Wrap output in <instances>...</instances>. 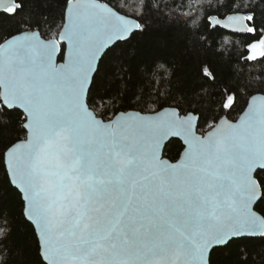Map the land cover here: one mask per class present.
I'll use <instances>...</instances> for the list:
<instances>
[{
    "label": "water",
    "instance_id": "water-1",
    "mask_svg": "<svg viewBox=\"0 0 264 264\" xmlns=\"http://www.w3.org/2000/svg\"><path fill=\"white\" fill-rule=\"evenodd\" d=\"M17 7L0 0V12ZM63 20L56 38L26 29L0 44V99L26 131L4 165L44 263L210 264L214 248L263 237L264 94L203 134L197 114L175 107L104 120L87 104L90 85L140 22L100 0H68ZM209 22L250 32L241 12ZM173 139L183 146L175 161L163 155Z\"/></svg>",
    "mask_w": 264,
    "mask_h": 264
},
{
    "label": "trees",
    "instance_id": "trees-1",
    "mask_svg": "<svg viewBox=\"0 0 264 264\" xmlns=\"http://www.w3.org/2000/svg\"><path fill=\"white\" fill-rule=\"evenodd\" d=\"M100 1L140 22L130 38L105 52L93 77L87 104L102 119L175 107L180 114H197V132L203 134L224 115L236 120L250 96L264 94V53L256 58L248 53L254 43L264 45V0ZM16 2V9L0 12V44L26 29L57 37L68 0ZM236 12L246 15L249 33L210 28V17ZM22 114L5 108L0 99V264H45L23 214L21 194L4 165L5 151L25 138ZM182 149L173 139L163 155L175 161ZM255 173L262 190L255 209L264 217V170ZM209 263L264 264V236L230 240L211 251Z\"/></svg>",
    "mask_w": 264,
    "mask_h": 264
},
{
    "label": "rangeland",
    "instance_id": "rangeland-1",
    "mask_svg": "<svg viewBox=\"0 0 264 264\" xmlns=\"http://www.w3.org/2000/svg\"><path fill=\"white\" fill-rule=\"evenodd\" d=\"M262 43L259 41L257 43H254L251 47H250V51L249 56L251 58H256L261 56L264 53V50L262 49Z\"/></svg>",
    "mask_w": 264,
    "mask_h": 264
},
{
    "label": "bare ground",
    "instance_id": "bare-ground-1",
    "mask_svg": "<svg viewBox=\"0 0 264 264\" xmlns=\"http://www.w3.org/2000/svg\"><path fill=\"white\" fill-rule=\"evenodd\" d=\"M263 46V45H262Z\"/></svg>",
    "mask_w": 264,
    "mask_h": 264
}]
</instances>
